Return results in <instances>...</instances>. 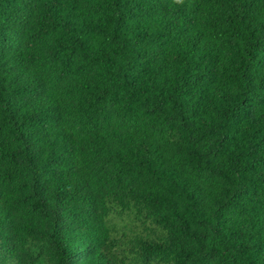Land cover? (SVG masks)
<instances>
[{
	"label": "trees",
	"instance_id": "16d2710c",
	"mask_svg": "<svg viewBox=\"0 0 264 264\" xmlns=\"http://www.w3.org/2000/svg\"><path fill=\"white\" fill-rule=\"evenodd\" d=\"M0 264H264V0H0Z\"/></svg>",
	"mask_w": 264,
	"mask_h": 264
}]
</instances>
